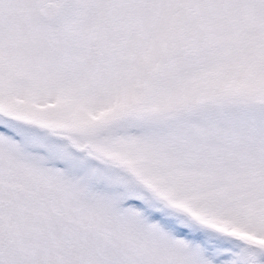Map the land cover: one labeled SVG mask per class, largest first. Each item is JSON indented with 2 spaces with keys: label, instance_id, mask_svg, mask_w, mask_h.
Segmentation results:
<instances>
[{
  "label": "snow or ice",
  "instance_id": "1",
  "mask_svg": "<svg viewBox=\"0 0 264 264\" xmlns=\"http://www.w3.org/2000/svg\"><path fill=\"white\" fill-rule=\"evenodd\" d=\"M0 264H264V0H0Z\"/></svg>",
  "mask_w": 264,
  "mask_h": 264
}]
</instances>
